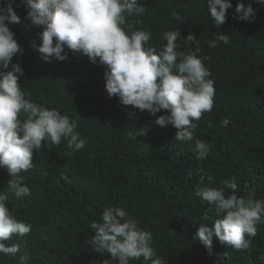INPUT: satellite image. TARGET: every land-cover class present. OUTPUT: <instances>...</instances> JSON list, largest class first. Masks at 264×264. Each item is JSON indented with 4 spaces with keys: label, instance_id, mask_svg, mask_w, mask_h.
<instances>
[{
    "label": "trees",
    "instance_id": "trees-1",
    "mask_svg": "<svg viewBox=\"0 0 264 264\" xmlns=\"http://www.w3.org/2000/svg\"><path fill=\"white\" fill-rule=\"evenodd\" d=\"M139 3L145 13H124L123 27L130 24L132 30L151 33L145 47L159 51L166 43L161 34L179 30L177 51H195V41L192 45L184 41L194 33L200 41L198 55L211 57L205 65L214 81V106L194 121L198 125L194 136L211 146L207 159L195 158L194 142L174 140L177 129L171 125L157 126L156 117L147 111L109 98L104 67L92 64L87 56L65 49V61L45 62L32 44L40 43L42 29L24 19L26 8L16 0L13 7L21 22L10 25V30L25 49L13 57L24 70L18 83L26 98L77 120L76 130L87 144L73 152L62 139L60 145L34 153V167L21 173L30 196L17 198L8 191L11 177L6 167H0V191L8 194L7 207L17 220L32 225L25 236L4 241L6 246L17 244L20 252L15 257L0 254V264H19L24 253L31 256L27 264H103L109 254L94 251L87 241L95 235L91 223L99 222L103 210L111 206L124 208L140 228L151 232L153 259L164 264H264V223L257 225L250 247L240 251L214 237L209 254L194 239L201 223L211 226L219 218L215 208L196 195L201 176L205 183L207 175L214 176L212 186L234 176L238 196L255 190V198L264 199V5L231 0L226 23L217 28L207 0ZM238 3L253 7L254 23L235 18ZM173 12L183 21L174 19ZM217 32L227 33L229 43L210 48L207 41L214 40ZM130 112L135 113L133 119L128 118ZM164 114L162 110L157 116ZM224 118L230 121L227 127L220 126ZM138 129L143 136H128ZM61 173L69 179H62ZM130 264L151 261L141 257Z\"/></svg>",
    "mask_w": 264,
    "mask_h": 264
},
{
    "label": "clouds",
    "instance_id": "clouds-1",
    "mask_svg": "<svg viewBox=\"0 0 264 264\" xmlns=\"http://www.w3.org/2000/svg\"><path fill=\"white\" fill-rule=\"evenodd\" d=\"M26 8L24 19L41 28L38 33L40 43L32 41L45 62L65 61V49L88 57L92 64L104 67L105 90L109 98H118L122 106H132L140 112L147 111L156 117L153 123L160 127L171 125L177 132L174 140L194 142L191 151L197 160L207 159L211 146L196 138L194 130L202 114L210 112L214 106V81L205 65L209 56H199L200 41L194 33H189L184 41L195 51H177L179 30L164 31L159 51L155 47H145L151 33L132 30L126 24L124 13L141 16L146 8L139 0H21ZM264 5V0H257ZM16 0H0V167H6L11 177L8 191L17 198L30 196L31 189L24 183L22 172L34 167V153L43 147L60 145L62 139L73 152H79L87 144L76 130L78 122L62 115L56 109L39 105L22 91L18 81L24 77L19 63L13 57L23 55L25 49L18 42L10 25L18 24L21 18L13 5ZM19 6V5H17ZM214 26L220 28L227 20V12L232 8L231 0H207ZM235 18L255 22L256 11L238 3ZM177 21H183L179 13L173 12ZM230 36L224 32L215 33L214 40H208L210 48L218 43L228 44ZM162 110L166 114L157 116ZM21 116L23 119H21ZM135 113H128L133 119ZM230 121L224 118L221 127ZM142 129L129 131L128 136L136 139L143 136ZM45 176L47 172L43 173ZM67 181L69 177L61 173ZM201 176L196 186V195L215 208L219 217L211 226L201 223L194 239L208 249L213 247V238L228 248L237 251L247 249L252 238L257 235V225L264 223V199L255 198V190L244 196L237 195L238 183L233 176L225 179L220 186H212L215 177ZM8 194L0 191V254L17 256L19 246H6L4 241L13 235L23 237L30 233L32 225L17 220L7 207ZM90 228L95 235L87 241L91 248L110 259L103 264H130L143 257L151 264H164L156 257L152 247V234L139 226V222L128 215L120 206L106 207L99 222L93 221ZM247 237V238H246ZM226 255V253H225ZM28 253L20 254L19 264H27Z\"/></svg>",
    "mask_w": 264,
    "mask_h": 264
}]
</instances>
